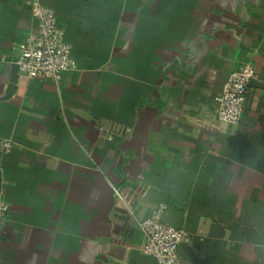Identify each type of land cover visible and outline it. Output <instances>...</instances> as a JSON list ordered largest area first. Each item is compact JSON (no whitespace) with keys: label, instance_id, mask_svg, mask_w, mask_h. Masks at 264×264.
I'll use <instances>...</instances> for the list:
<instances>
[{"label":"crops","instance_id":"crops-1","mask_svg":"<svg viewBox=\"0 0 264 264\" xmlns=\"http://www.w3.org/2000/svg\"><path fill=\"white\" fill-rule=\"evenodd\" d=\"M41 2L76 69L18 75L5 99L36 24L0 0V264H156L138 223L157 210L187 234L183 264H264V0ZM243 66V115L222 131L214 99Z\"/></svg>","mask_w":264,"mask_h":264},{"label":"built area","instance_id":"built-area-1","mask_svg":"<svg viewBox=\"0 0 264 264\" xmlns=\"http://www.w3.org/2000/svg\"><path fill=\"white\" fill-rule=\"evenodd\" d=\"M36 28L17 48L18 75L31 81L47 80L58 85L62 75L76 69L71 59V49L64 39L63 32L57 25L56 15L45 7L41 0H25ZM254 79L249 66L241 67L230 75L221 93L214 99L217 123L220 130L237 126L242 118L248 87ZM107 140H111V130L99 128ZM12 144L0 140V155L9 153ZM114 195L118 203L127 212L131 208L125 197L117 191ZM8 212V206L0 200V225ZM138 230L143 236L141 253L154 260L156 264H182L177 250L188 242L187 234L165 225L161 221V210L138 223Z\"/></svg>","mask_w":264,"mask_h":264},{"label":"water","instance_id":"water-1","mask_svg":"<svg viewBox=\"0 0 264 264\" xmlns=\"http://www.w3.org/2000/svg\"><path fill=\"white\" fill-rule=\"evenodd\" d=\"M17 78H18V70H17V66L15 64H13L11 66V76H10V81H9V85H8V88H7V91H6V94H5V99H8L10 98L14 91H15V85H16V82H17ZM182 245H180L178 247V250H177V254H178V257H179V249ZM180 259V258H179ZM181 261V260H180ZM182 263V262H181ZM183 264V263H182ZM191 264H198V261L196 258H191Z\"/></svg>","mask_w":264,"mask_h":264}]
</instances>
